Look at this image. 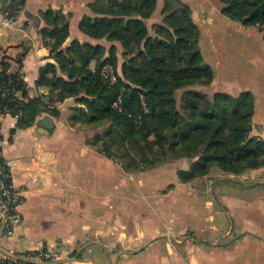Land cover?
Here are the masks:
<instances>
[{
	"label": "crops",
	"instance_id": "obj_1",
	"mask_svg": "<svg viewBox=\"0 0 264 264\" xmlns=\"http://www.w3.org/2000/svg\"><path fill=\"white\" fill-rule=\"evenodd\" d=\"M14 1L15 23L0 25V63L5 61L9 72L23 80L20 100L50 93L49 87L37 85L40 69L54 62L43 34L47 12L68 21L63 46L73 40L108 44L79 28L84 17L94 16L90 5L98 0H0V17ZM182 1L201 28L203 60L214 75L210 89L231 96L250 93L254 111L249 136L264 141L261 29L229 20L214 0ZM53 107L56 113H42L27 128L17 127L18 116L0 117V154L11 183L22 193L19 223L8 237L0 228L1 251L46 249L57 254L53 264H264V167L219 177L240 181L243 189L235 195L218 190L216 214L211 200L198 202L211 191L212 174L203 177L200 192L194 189L196 180L179 183L177 176L174 187L162 192L155 188L157 173L131 175L103 153L96 139L83 135L74 111L81 105L68 98ZM45 118L52 122L50 130L41 125ZM147 211L154 216L147 218ZM164 211L171 219L162 224L155 216Z\"/></svg>",
	"mask_w": 264,
	"mask_h": 264
},
{
	"label": "trees",
	"instance_id": "obj_2",
	"mask_svg": "<svg viewBox=\"0 0 264 264\" xmlns=\"http://www.w3.org/2000/svg\"><path fill=\"white\" fill-rule=\"evenodd\" d=\"M214 1L233 22L264 26V0ZM90 10L94 16L84 17L80 30L108 44L73 40L63 46L69 36L68 21L58 12H47L43 34L54 62L40 69L37 85L49 87L50 93L20 100L23 80L2 61L0 89L7 91L0 96V117L18 116L17 127L27 128L42 113H56L53 104L72 98L81 105L74 109L81 120L96 127L110 126L104 140L97 141L107 157H114V146L122 148L116 158L124 169L133 163L144 169L169 158H197L188 169H176L178 179L189 182L213 169L240 175L264 167V141L249 138L254 111L251 94L216 91L209 97L214 75L204 63L199 26L187 3L98 0ZM106 62L116 74L111 84L101 78ZM118 97L120 104L115 108ZM0 164L8 173L1 154Z\"/></svg>",
	"mask_w": 264,
	"mask_h": 264
},
{
	"label": "rangeland",
	"instance_id": "obj_3",
	"mask_svg": "<svg viewBox=\"0 0 264 264\" xmlns=\"http://www.w3.org/2000/svg\"><path fill=\"white\" fill-rule=\"evenodd\" d=\"M192 17H193V15H192ZM197 17H199L200 20L202 19L201 12L198 14ZM237 23H240V22H237ZM240 24H242V23H240ZM199 30H200V38H201V28L200 27H199ZM211 85H210V87H211ZM213 92H216V91H214V90L210 91V95H209L210 99H212V95H213L212 93ZM179 96L180 95H177V97H179ZM78 127H79V130L83 133V135H88V136H90L89 139L93 138V139H96V141L97 140L99 141V140H104V135L105 134H104V132H101V131L102 130L103 131L107 130V128H109L110 126L102 125V126H99V127L97 126L96 127L93 124L87 123L85 120H81V121H78ZM94 133H96V135ZM249 138L260 139V137H251V136H249ZM114 139L117 142H121V140H122L121 138H119L117 136H115ZM112 149H113L112 152H113V156H114L113 160L115 161V163H118L119 161L117 160L116 156H118L121 153H123L122 148L114 146ZM133 153H135V152L130 148V155H132L131 157H135ZM196 160H197V158H192V159L183 158L181 160H171V158H169V160H167L165 163H162L161 165H159V166H157L155 168H144V169L140 167L141 165L138 166V165H135V163H133V165L131 164V166L128 168L129 169L128 171L130 172L131 175L138 174V173H157L156 178H155L157 180L156 183H155V188L161 189L162 192H163V191H168L169 189L174 187V184H172L173 183L172 181H173V176H177V170L176 169H181V168L182 169L183 168L184 169H188L191 166V164L194 163V161H196ZM119 164H120V162H119ZM159 174H161L160 177H159ZM209 174H212L214 176V177H212V180H211L212 183H209V184H211V189H210L211 191L210 192L206 191L204 193V195H203V198L199 199L198 202H199V205H200V204H204L205 200H211L212 203L214 204L212 210L217 214L218 210H217L216 202L218 200V194H217L218 190H221V189L225 188L227 193L234 194L233 192L241 191L243 188L241 186V182L240 181H236L235 182L233 180L232 181H221V180H218L219 177H226V173L220 171L219 169H213V171L210 172ZM227 175H228V173H227ZM230 175H234V174H230ZM194 180H196L194 182L195 191H198V192L202 191L203 190V183L204 182L206 183V181L203 179V177L196 178ZM178 181H179V183H181L180 180H178ZM150 185L153 186V181L152 180L150 181ZM201 194L202 193H200L199 196H201ZM237 194H239V193H237ZM194 201H195V197H194ZM202 206L203 205H201V207ZM178 211L181 212V209L179 208ZM146 214H147V218L154 216V215H152L151 211H147ZM161 215L162 216H159V217L155 216V219L159 220L162 224L168 223L169 220L171 219L170 212L168 213V211L162 212ZM188 221H189V223L191 222L190 215H189ZM225 225L228 226V222H226ZM187 237H191V235H187Z\"/></svg>",
	"mask_w": 264,
	"mask_h": 264
},
{
	"label": "built area",
	"instance_id": "obj_4",
	"mask_svg": "<svg viewBox=\"0 0 264 264\" xmlns=\"http://www.w3.org/2000/svg\"><path fill=\"white\" fill-rule=\"evenodd\" d=\"M17 1H14L0 17V25L11 26L17 18ZM264 35V26L260 27ZM101 78L104 83L115 81L116 74L108 62L101 66ZM7 89H0V96H5ZM120 104V97L114 102L116 108ZM257 141L263 142L261 139ZM22 203V193L13 186L8 173H5L0 164V228L4 237L12 234L14 227L19 223L18 208ZM58 259L57 254L46 249H37L34 252L21 254L0 250V264H53Z\"/></svg>",
	"mask_w": 264,
	"mask_h": 264
},
{
	"label": "water",
	"instance_id": "obj_5",
	"mask_svg": "<svg viewBox=\"0 0 264 264\" xmlns=\"http://www.w3.org/2000/svg\"><path fill=\"white\" fill-rule=\"evenodd\" d=\"M41 125L48 130H50L53 126L51 120L48 118L43 119V123Z\"/></svg>",
	"mask_w": 264,
	"mask_h": 264
}]
</instances>
